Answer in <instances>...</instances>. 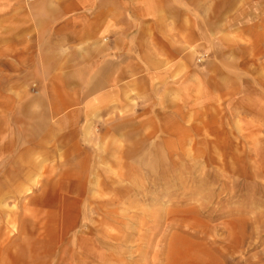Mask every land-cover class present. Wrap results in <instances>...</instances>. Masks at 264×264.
Listing matches in <instances>:
<instances>
[{
	"label": "rangeland",
	"instance_id": "374dc122",
	"mask_svg": "<svg viewBox=\"0 0 264 264\" xmlns=\"http://www.w3.org/2000/svg\"><path fill=\"white\" fill-rule=\"evenodd\" d=\"M152 5L123 110L65 124L59 86L8 114L0 22V264H264V0Z\"/></svg>",
	"mask_w": 264,
	"mask_h": 264
},
{
	"label": "crops",
	"instance_id": "0c3cea01",
	"mask_svg": "<svg viewBox=\"0 0 264 264\" xmlns=\"http://www.w3.org/2000/svg\"><path fill=\"white\" fill-rule=\"evenodd\" d=\"M152 2L155 0H0L8 51V114L13 101L24 106L28 84L62 87L63 104H57L59 97L52 96L47 110V115L61 124L91 116L94 101L100 102L102 112L120 101L122 111L125 86L142 68L136 54L142 53L145 60L152 58L151 31L156 28ZM70 86H84L85 91L73 93L67 89ZM16 122L22 125L19 118ZM72 125L76 140L81 124L75 120ZM50 135L46 138L66 140ZM27 142L12 136L8 154L16 148L20 159L28 157L34 146ZM12 263L8 260L5 264Z\"/></svg>",
	"mask_w": 264,
	"mask_h": 264
}]
</instances>
